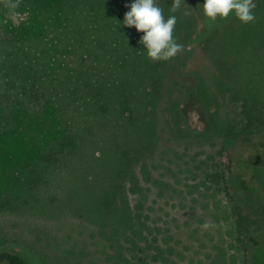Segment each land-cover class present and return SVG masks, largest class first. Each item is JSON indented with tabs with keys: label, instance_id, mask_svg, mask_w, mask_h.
<instances>
[{
	"label": "rangeland",
	"instance_id": "rangeland-1",
	"mask_svg": "<svg viewBox=\"0 0 264 264\" xmlns=\"http://www.w3.org/2000/svg\"><path fill=\"white\" fill-rule=\"evenodd\" d=\"M132 2L19 0L12 9L0 0V84L23 83L28 70L56 87L69 139L0 177V251L34 264H105L104 227L124 221L127 198L169 229L184 264H207L222 247L229 264H264V0H254V22L219 29L206 51L196 42L204 0L175 13L173 0H156L176 16L184 46L156 62L138 43L143 33L122 23ZM212 154L231 163L230 197L196 169Z\"/></svg>",
	"mask_w": 264,
	"mask_h": 264
},
{
	"label": "trees",
	"instance_id": "trees-1",
	"mask_svg": "<svg viewBox=\"0 0 264 264\" xmlns=\"http://www.w3.org/2000/svg\"><path fill=\"white\" fill-rule=\"evenodd\" d=\"M198 12L202 15V28L197 32L196 42L202 44L205 51L208 50L213 37L217 36L219 29L232 27L239 21L231 15L229 18H234L230 21L217 19L212 22L204 16L202 8ZM193 29L195 30L194 26ZM20 75L26 79L23 83L17 84L15 80L10 79L7 83L0 84L1 178L8 175L13 177V173H16L14 168L21 160L30 161L44 149L60 148L62 151L68 143H65L68 139L66 130L61 128L64 118L57 115L52 104L56 87L42 86L39 82L42 76L33 71H23ZM79 79L78 77L77 80ZM81 82L86 85L89 79L83 78ZM65 88L71 96L78 93V89L72 84ZM71 139L73 140L72 137ZM45 145L50 146L44 148ZM55 155L56 153L53 156L46 155V158L53 159ZM212 155L205 160L207 162L198 163L196 169L203 171L204 185L230 197L228 174L231 171V163L216 159L218 154ZM132 174L134 175L133 171L127 176L131 177ZM114 200L116 204L125 203L123 198ZM125 209L127 212L122 223L115 226L107 224L104 227V237L112 248V253L108 255L105 264H184L182 251L178 248L174 236L168 228L161 227L155 222L148 209L141 205L130 206L127 198ZM233 215L236 220L237 240L242 243L245 217L237 206H234ZM229 258L228 249L222 247L207 257V264H229ZM0 264L34 263L17 252L4 250L0 251Z\"/></svg>",
	"mask_w": 264,
	"mask_h": 264
},
{
	"label": "clouds",
	"instance_id": "clouds-1",
	"mask_svg": "<svg viewBox=\"0 0 264 264\" xmlns=\"http://www.w3.org/2000/svg\"><path fill=\"white\" fill-rule=\"evenodd\" d=\"M19 0H5L6 6L15 9ZM182 4L188 7L184 0H173L170 11L180 10ZM254 0H204L202 6L204 16L215 22L217 19L226 20L234 15L243 24L255 21L253 9L256 8ZM130 10L124 14L123 25L135 27L142 32L138 43L146 49L147 57L153 62L169 61L184 51V46L177 43L174 36L177 18L171 15L165 18L163 9L156 0H133L126 5ZM188 13H185L187 15ZM214 227L210 222L202 225L207 230Z\"/></svg>",
	"mask_w": 264,
	"mask_h": 264
}]
</instances>
